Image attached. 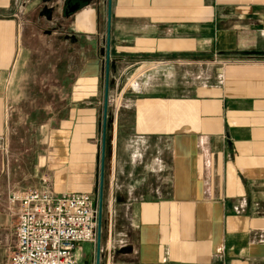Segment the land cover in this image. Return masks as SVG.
I'll return each instance as SVG.
<instances>
[{
  "label": "crops",
  "instance_id": "0c3cea01",
  "mask_svg": "<svg viewBox=\"0 0 264 264\" xmlns=\"http://www.w3.org/2000/svg\"><path fill=\"white\" fill-rule=\"evenodd\" d=\"M68 2L39 14L49 29L72 17L82 42L57 69L67 106H32L54 56L39 29L22 34V10L0 18V264L16 248L8 195L25 190L105 201L84 264H264V0H106L107 89L123 95L108 150L100 0Z\"/></svg>",
  "mask_w": 264,
  "mask_h": 264
},
{
  "label": "built area",
  "instance_id": "2783aa9c",
  "mask_svg": "<svg viewBox=\"0 0 264 264\" xmlns=\"http://www.w3.org/2000/svg\"><path fill=\"white\" fill-rule=\"evenodd\" d=\"M8 204L16 206V248L9 264H77L76 246L97 243L98 203L89 193L12 191Z\"/></svg>",
  "mask_w": 264,
  "mask_h": 264
},
{
  "label": "rangeland",
  "instance_id": "374dc122",
  "mask_svg": "<svg viewBox=\"0 0 264 264\" xmlns=\"http://www.w3.org/2000/svg\"><path fill=\"white\" fill-rule=\"evenodd\" d=\"M6 0H0V4H5ZM46 2L44 0H9V4L6 5V7H0V18L8 17V9L10 7H16L20 11L18 14L17 21L20 24H23L24 30L22 31L23 35H26L25 38H27V35H31V29L33 27L39 29L36 32V36L40 35L42 36L46 42L44 49L45 51L52 52L53 55L50 53L44 52L43 55H48L49 57L54 56V60L51 61V66L47 71L43 73L42 76L39 78V87L46 93H48L49 96L46 98H38L37 103L33 102L32 106H43V103L46 102H52V106H64L68 104V98L69 94L67 93V90H65L62 86L61 80L58 78L57 69H61L64 73L68 70H72V64L75 60L76 54L78 49H80V46L82 48V42H78L74 40L73 38V31H72V25H73V18L72 17H66V15L62 14L60 16L59 23L51 25L50 29L46 28L47 23L44 19L41 18L39 14H43L44 8L47 7ZM106 0H100V5L98 7V23H99V29L98 32V48H97V55L100 57V79H99V95L97 96V106H103V101L105 102V95L103 99V86L105 84V62H104V34H105V13H106ZM23 4L26 9H23ZM93 7V6H92ZM57 8V6H56ZM56 8L52 7L50 11H53ZM7 13H6V12ZM45 25V27H42ZM49 29V30H47ZM35 32V31H34ZM33 32V33H34ZM55 39V41L52 42V40ZM49 40L53 47H48ZM80 45V46H79ZM57 51V53H54ZM59 55V56H58ZM248 61V59H244ZM250 61V60H249ZM261 62H264V58H260ZM247 63V62H246ZM259 63V62H254ZM75 67H77V64H74ZM122 94L120 91L116 93H111L109 95L108 89H107V113H106V132H105V143L108 150V143H109V136H111V133L113 132V126L115 124V120L117 118V115L120 111V106L122 104ZM38 104V105H37ZM45 134H49V130L47 129V132ZM105 166V165H104ZM106 193V192H105ZM9 196V195H8ZM8 201V199H7ZM105 201H103L102 205V217H101V235L103 236L105 231V207H104ZM95 245V244H94ZM77 264H84L83 261L78 260Z\"/></svg>",
  "mask_w": 264,
  "mask_h": 264
},
{
  "label": "water",
  "instance_id": "95a60500",
  "mask_svg": "<svg viewBox=\"0 0 264 264\" xmlns=\"http://www.w3.org/2000/svg\"><path fill=\"white\" fill-rule=\"evenodd\" d=\"M76 8H78V5L75 4L72 7L69 8V12H73ZM50 8L45 7L44 8V12H49ZM109 24H110V2H109V9H108V30H107V50H106V69H108L109 66V42H110V30H109ZM107 88H108V72L106 70V77H105V103L107 101ZM106 112H105V116H104V127H103V135L105 138V132H106ZM103 155H104V148L102 151ZM103 155H102V172H103ZM98 211H99V217H98V237H97V246H99V242H100V230H101V217H102V201L101 198L99 199V203H98ZM98 264V263H97Z\"/></svg>",
  "mask_w": 264,
  "mask_h": 264
},
{
  "label": "flooded vegetation",
  "instance_id": "af4514ba",
  "mask_svg": "<svg viewBox=\"0 0 264 264\" xmlns=\"http://www.w3.org/2000/svg\"><path fill=\"white\" fill-rule=\"evenodd\" d=\"M76 1H77V0H73V2H68V7L70 8V7H72V6L75 5V4L78 5V4H79L78 2H79V1H83V0H79V1H77V2H76Z\"/></svg>",
  "mask_w": 264,
  "mask_h": 264
}]
</instances>
